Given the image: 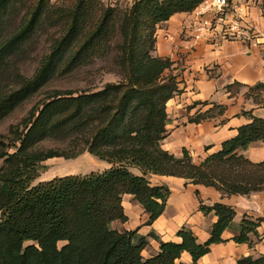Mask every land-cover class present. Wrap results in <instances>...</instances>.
<instances>
[{
    "label": "trees",
    "instance_id": "1",
    "mask_svg": "<svg viewBox=\"0 0 264 264\" xmlns=\"http://www.w3.org/2000/svg\"><path fill=\"white\" fill-rule=\"evenodd\" d=\"M12 1L0 0V21ZM201 2L133 0L121 9L101 0H75L71 10H61L62 32L49 53L30 77L17 74L19 84L0 95V120L44 86L62 63L70 70L92 55L112 53V69L120 79L95 91L51 90L46 101L9 127L7 141L0 135V264H197L213 243L224 241L221 234L232 222L233 207L199 200L200 211L216 215L209 238L197 242L186 226L176 231L179 242L163 241L150 232L159 251L144 257L147 236L110 225L127 218L123 195H133L150 224L164 211L170 194L165 184L149 181L151 174L180 177L221 195L264 190V160L253 161L239 152L252 142L264 143L262 117L244 112L249 122L197 162L186 149L176 156L161 146L167 135L166 103L178 92V80L170 71V59L152 54L155 30L173 14L191 12ZM262 5L264 9V0ZM47 10L45 0H30L16 31L0 44V63L30 38ZM239 86L228 85L232 92ZM256 90L262 93L264 83L248 87L246 96ZM212 115L208 109L188 121L198 123ZM84 151L110 166L32 184L44 160L71 159ZM260 221L242 218L232 240L251 244L248 234L258 235ZM184 251L190 263L178 261ZM235 264H264V254L242 256Z\"/></svg>",
    "mask_w": 264,
    "mask_h": 264
},
{
    "label": "crops",
    "instance_id": "2",
    "mask_svg": "<svg viewBox=\"0 0 264 264\" xmlns=\"http://www.w3.org/2000/svg\"><path fill=\"white\" fill-rule=\"evenodd\" d=\"M231 1L236 4L244 2ZM251 1L246 2L245 20L263 28L252 21L256 10ZM194 11L177 12L157 25L152 54L169 58L172 62L170 71L178 80V92L166 103L167 135L161 146L176 156L186 149L192 160L197 162L220 149L223 141L235 136L237 128L249 122L247 114L264 118V91L261 94L262 103L246 96L248 87L257 82L264 83V34H258L256 45L242 40L214 43L213 39L203 38L190 46L192 24L198 19ZM235 82L240 86L232 92L228 85ZM208 109L213 114L211 117L198 123L188 121V118ZM219 109L221 112H218ZM239 152L253 161L264 160V143L252 142ZM149 181L165 184L170 189L164 211L152 223L146 224L148 213L133 195L124 194L122 203L127 218L125 221L116 219L110 224L118 231L137 229L138 234L147 236L148 244L142 250L144 257L159 251V242L149 236L150 232L163 241L179 242L181 238L176 231L186 226L194 233L197 242L209 238L216 215L213 211L208 214L200 211L199 200L206 205L215 202L230 205L235 215L230 226L221 234L224 241L213 243L210 251L201 256L197 264H235L240 257L253 255L255 250L264 253V221L257 227V237L253 233L248 234L251 244L232 240L238 233L242 218L263 216L264 193L261 191L249 195H221L213 187L185 183L183 178L158 174H151ZM178 261L190 263V254L184 251Z\"/></svg>",
    "mask_w": 264,
    "mask_h": 264
},
{
    "label": "rangeland",
    "instance_id": "3",
    "mask_svg": "<svg viewBox=\"0 0 264 264\" xmlns=\"http://www.w3.org/2000/svg\"><path fill=\"white\" fill-rule=\"evenodd\" d=\"M101 1L112 7L116 5L121 9H125L131 5L133 0ZM242 1L244 2L240 4L246 6L247 0ZM251 2H253V7L256 10L252 21L260 26H264L263 0H252ZM45 3L48 8L47 13L40 20L30 38L0 63V95L9 92L19 84L17 74L23 77H30L35 72L44 57L49 53L53 42L57 40L62 32L61 25L63 23V18L60 14L61 10H64L65 7H70L69 9L71 10L75 0H45ZM29 5L30 0L12 1L3 19L0 21V44L16 31L20 22L25 17ZM58 10H60L59 13L56 12ZM64 68V63L59 65L58 70L44 86L21 101L0 120V135L7 136V138L5 137L4 139L5 141H7L8 136H10L9 127L20 122L21 119L27 115L32 106L36 104L40 105V102L46 101L47 95L50 94L51 90H68L74 93L95 91L102 88L105 83L116 82L120 79V76L112 69V53L106 56L92 55L90 58H85L80 64L70 70H65ZM236 89L238 90V87ZM261 94L260 90H256L253 93L252 98L254 97L257 100L255 102H263ZM45 145L51 146L53 144L51 142H45ZM2 164L3 162L0 160V166ZM41 164L42 167L38 171V176L34 179L32 184L70 174H85L91 171L101 172L110 165L108 161L99 159L87 151L71 159H65L64 157L49 158L44 160ZM130 169L134 173H139L137 168ZM151 183L153 184V182ZM261 192L264 193V190ZM248 218L255 221L261 220V223L264 221V214L263 216L257 217L248 216ZM59 245H61V243H59ZM261 254L262 253L255 250V253L251 256L257 257Z\"/></svg>",
    "mask_w": 264,
    "mask_h": 264
},
{
    "label": "built area",
    "instance_id": "4",
    "mask_svg": "<svg viewBox=\"0 0 264 264\" xmlns=\"http://www.w3.org/2000/svg\"><path fill=\"white\" fill-rule=\"evenodd\" d=\"M194 10L198 19L192 24L190 46L203 38L213 39L214 43L242 40L256 45L258 34H264V28L260 29L245 20V6L231 0H202Z\"/></svg>",
    "mask_w": 264,
    "mask_h": 264
}]
</instances>
